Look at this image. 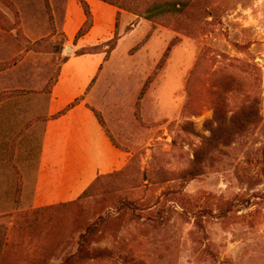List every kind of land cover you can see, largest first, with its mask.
<instances>
[{
    "label": "rangeland",
    "instance_id": "obj_1",
    "mask_svg": "<svg viewBox=\"0 0 264 264\" xmlns=\"http://www.w3.org/2000/svg\"><path fill=\"white\" fill-rule=\"evenodd\" d=\"M86 1L120 12L81 41V0H0V101L23 110L0 120V264H264V0H189L152 20L151 0ZM78 50L95 53L72 59L88 77L105 57L91 102L132 157L35 207L30 103L44 109Z\"/></svg>",
    "mask_w": 264,
    "mask_h": 264
},
{
    "label": "crops",
    "instance_id": "obj_2",
    "mask_svg": "<svg viewBox=\"0 0 264 264\" xmlns=\"http://www.w3.org/2000/svg\"><path fill=\"white\" fill-rule=\"evenodd\" d=\"M89 4L97 14V19L91 31L81 41L96 28L106 25L109 28L115 27V16L120 12L119 8L111 5L104 7L90 1ZM108 18H111L110 22ZM129 19L127 15V20ZM112 21L114 23L110 24ZM81 25L80 17L75 19L69 15L64 28H67L68 36L72 38ZM64 56L65 60L58 78L51 88L48 99H44V109L40 112L36 110L39 103L40 105L42 103L41 99L30 103L34 108H31V111L34 113H29L27 121L32 120L33 123L22 135V137L27 135L31 130L33 132L38 130L37 133L41 135L39 166L33 195L35 207L77 199L99 176L126 168L132 157V152L125 148L124 142L109 125L103 112L101 111L107 127L119 146L113 143L91 109L92 107L98 109L91 102L90 96L97 83L94 81L96 75L102 64L107 62L105 57L88 77L72 63V59L79 55ZM78 97H83L80 103L65 114L57 115ZM13 102L18 103L15 97L0 101V120L3 117V121L9 122L16 113L23 111L16 109L12 112L9 106H13Z\"/></svg>",
    "mask_w": 264,
    "mask_h": 264
},
{
    "label": "trees",
    "instance_id": "obj_3",
    "mask_svg": "<svg viewBox=\"0 0 264 264\" xmlns=\"http://www.w3.org/2000/svg\"><path fill=\"white\" fill-rule=\"evenodd\" d=\"M108 2L111 3L110 1H108ZM188 2H189V0H151L147 3V6L145 8V11H144L146 13L145 17L147 19L152 20L154 18H158V17L166 15V14L180 13L187 6ZM81 4H82V7H83V10L85 12L87 20H86L85 24L83 25V27L80 28V30L78 31L77 38L81 33H82V35L87 34L88 31L90 30V28L93 26L92 12H91L89 3L86 0H81ZM92 53H94V52L89 51V50H84V51L78 50L76 55L81 56V55L92 54ZM82 100H83V97L76 98L75 100L71 101L57 115L65 114L66 112L71 110L73 107H75L78 103H80ZM91 109L95 113V115H96L97 119L99 120L100 124L102 125L103 129L105 130L107 135L111 138L113 143L115 145L119 146V144L117 143V141L115 140V138L113 137L111 132L109 131V129L107 127V123H106L101 111H99L98 109L93 108V107ZM107 175H109V174H107ZM103 176H106V175L99 176L93 182V184H91L86 190L91 188V186L94 185L100 179V177H103ZM40 209H42V208H40ZM64 264H68V260Z\"/></svg>",
    "mask_w": 264,
    "mask_h": 264
}]
</instances>
